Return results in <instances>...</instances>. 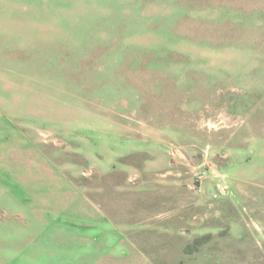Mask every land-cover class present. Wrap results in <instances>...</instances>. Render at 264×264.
<instances>
[{
  "label": "rangeland",
  "instance_id": "rangeland-1",
  "mask_svg": "<svg viewBox=\"0 0 264 264\" xmlns=\"http://www.w3.org/2000/svg\"><path fill=\"white\" fill-rule=\"evenodd\" d=\"M0 264H264V0H0Z\"/></svg>",
  "mask_w": 264,
  "mask_h": 264
},
{
  "label": "built area",
  "instance_id": "built-area-1",
  "mask_svg": "<svg viewBox=\"0 0 264 264\" xmlns=\"http://www.w3.org/2000/svg\"><path fill=\"white\" fill-rule=\"evenodd\" d=\"M221 190H224V188L222 187Z\"/></svg>",
  "mask_w": 264,
  "mask_h": 264
}]
</instances>
